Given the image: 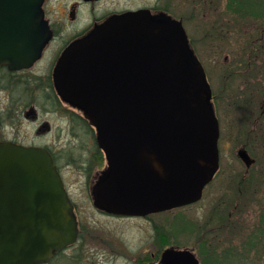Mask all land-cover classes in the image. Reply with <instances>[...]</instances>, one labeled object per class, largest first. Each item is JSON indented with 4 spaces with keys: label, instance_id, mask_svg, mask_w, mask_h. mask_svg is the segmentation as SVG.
Returning a JSON list of instances; mask_svg holds the SVG:
<instances>
[{
    "label": "water",
    "instance_id": "95a60500",
    "mask_svg": "<svg viewBox=\"0 0 264 264\" xmlns=\"http://www.w3.org/2000/svg\"><path fill=\"white\" fill-rule=\"evenodd\" d=\"M42 2L0 0V64L24 66L45 45ZM137 16L135 27L92 34L94 47L79 61L80 90L63 97L85 111L107 158L95 205L144 217L201 199L218 169L219 127L181 20ZM237 154L246 167L254 163L244 149ZM77 234L48 152L0 143V264H45ZM160 262L200 264L190 250L174 248Z\"/></svg>",
    "mask_w": 264,
    "mask_h": 264
},
{
    "label": "rangeland",
    "instance_id": "374dc122",
    "mask_svg": "<svg viewBox=\"0 0 264 264\" xmlns=\"http://www.w3.org/2000/svg\"><path fill=\"white\" fill-rule=\"evenodd\" d=\"M255 1L256 10L247 7L241 12L237 6L230 10L229 0L106 1L107 9L152 8L153 15H160L158 21H167L164 13L168 20H181L211 90L209 102L219 127V168L195 204L145 219L100 217L84 195V188H92L96 180L87 186L81 175L71 172L86 162L91 147L88 125L79 122L76 136L64 134L62 140L77 144L75 150L84 155L78 157L63 144L59 167L82 219V246L51 264H146L167 248L190 250L201 264H264V236L262 245H252L257 230L263 232L264 227V0ZM48 6L54 10L53 19L61 18L68 30L71 5L52 0ZM241 147L254 159L249 168L237 156ZM159 231L169 236L165 246Z\"/></svg>",
    "mask_w": 264,
    "mask_h": 264
},
{
    "label": "flooded vegetation",
    "instance_id": "af4514ba",
    "mask_svg": "<svg viewBox=\"0 0 264 264\" xmlns=\"http://www.w3.org/2000/svg\"><path fill=\"white\" fill-rule=\"evenodd\" d=\"M51 1L43 0L40 6L42 18L47 23L50 35L47 43L34 55L33 60L24 66L15 68L0 64V143H12L46 150L64 183L59 164L64 158L62 155L64 151L60 153L59 149L65 144L69 151L70 149L75 151L81 158L84 152L76 151L75 148L78 145L74 142L62 140L65 139L63 135L76 136L77 124L86 123L87 132L89 131L92 135L91 147L86 162H83L79 168L74 167L71 170L72 174L81 175L87 186L91 180H96L92 188H84V195L100 217L134 218L116 216L95 205L96 186L108 170L107 158L98 143V132L95 133V128L85 118V111L75 102L66 100L63 93L70 89L76 95L80 90L81 83L79 82L82 72L78 70L79 61L86 58L85 50L94 47L91 42L92 34L95 32L98 34L102 30L111 31L114 26L122 24L126 29L135 27V21L139 17L137 15L142 11H146L152 20L159 18L160 15H153L152 8L107 9L105 7L107 0H59L62 4L66 1L72 8L67 12V19L71 25L67 30L63 28L64 22L61 18L53 19L54 10L51 12L48 6ZM153 7L158 9L157 6ZM165 16L168 15L164 13L163 17L168 20ZM66 101L79 111L65 105ZM49 116L52 119L48 118ZM51 121L57 123L54 125ZM65 189L77 222V239L74 244L57 253L46 264H51L58 256L68 255L74 248L82 246L81 240L84 234L82 219L79 216L77 204L66 186ZM162 251H158L156 259L146 264H161ZM151 257H155V254Z\"/></svg>",
    "mask_w": 264,
    "mask_h": 264
},
{
    "label": "trees",
    "instance_id": "16d2710c",
    "mask_svg": "<svg viewBox=\"0 0 264 264\" xmlns=\"http://www.w3.org/2000/svg\"><path fill=\"white\" fill-rule=\"evenodd\" d=\"M230 1V10H232V11H236L235 10V6H237V10L239 11V9H240V12L242 11V10H247V7L248 8H251V10L252 9H255L256 10V8H258L257 7V5H258V2H256L255 0H229ZM249 3V4H248ZM244 7H246V8H244ZM242 14V13H241ZM261 15H259V17H260ZM263 224H264V221H263ZM262 228V231L263 232H260V230H257L258 232H257V239L255 240V242L254 243H252V245L254 246V248H256V247H258L259 246V243H260V245H262V239H261V235H263L264 236V227H261ZM158 238H159V240H160V242H161V244L163 245V246H165V244H168L169 243V236L166 234V233H164V232H162V231H159V234H158Z\"/></svg>",
    "mask_w": 264,
    "mask_h": 264
},
{
    "label": "bare ground",
    "instance_id": "6f19581e",
    "mask_svg": "<svg viewBox=\"0 0 264 264\" xmlns=\"http://www.w3.org/2000/svg\"><path fill=\"white\" fill-rule=\"evenodd\" d=\"M85 99V97H84V95L82 96V100H84Z\"/></svg>",
    "mask_w": 264,
    "mask_h": 264
}]
</instances>
